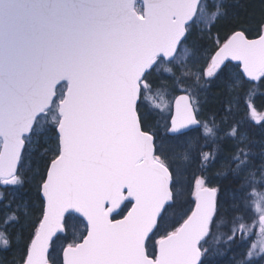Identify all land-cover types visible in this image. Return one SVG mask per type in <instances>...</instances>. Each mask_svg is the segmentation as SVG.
Segmentation results:
<instances>
[{
    "label": "snow or ice",
    "instance_id": "snow-or-ice-1",
    "mask_svg": "<svg viewBox=\"0 0 264 264\" xmlns=\"http://www.w3.org/2000/svg\"><path fill=\"white\" fill-rule=\"evenodd\" d=\"M226 15L217 0H0V185L23 186L31 145L48 132L56 141L54 148L45 144L39 190L46 203L21 264H208L210 233L225 223L219 189L197 178L195 208L185 210L183 173L170 142L201 124L186 81L219 79L230 73L226 61H239L234 86L245 79L264 83V20L256 38L235 31L206 67L189 66L193 34L210 33ZM168 80L186 94L170 116L171 135L162 138L144 117L171 111L164 103ZM252 95L243 97L246 115L264 127ZM221 131L236 142L227 159L237 181L264 188V164L259 179L250 171L244 125H203L213 141ZM200 159L215 162L216 156L201 153ZM245 191L242 185L232 193L240 207L247 206ZM248 195L259 213V234L241 264L264 257V191ZM7 207L0 218L5 250L19 240L9 228L27 215L20 205ZM78 226L83 234L60 245ZM254 226L234 216L227 239L237 233L247 239Z\"/></svg>",
    "mask_w": 264,
    "mask_h": 264
},
{
    "label": "trees",
    "instance_id": "trees-1",
    "mask_svg": "<svg viewBox=\"0 0 264 264\" xmlns=\"http://www.w3.org/2000/svg\"><path fill=\"white\" fill-rule=\"evenodd\" d=\"M227 7V15L221 19L211 32L197 30L190 43L196 47V55L206 53L207 58L212 55L215 49L223 43L235 31L243 30L249 38L257 36V27L264 20V0H219ZM216 42V44L214 43ZM231 65L230 63H228ZM236 69V68H235ZM237 71V69H236ZM230 72L219 79L202 78L198 83L186 81L185 86L193 85L189 90L195 94V99L200 105L201 127L190 133H193L194 144L190 151L192 157L191 175L205 178L208 187L219 189L217 201L220 207L222 217L225 221L219 228H214L210 233L209 252L206 255L208 264H241L245 254L252 244L257 240L259 234V221L255 218V213L251 207V199L248 195L253 189L264 191L259 185H244L243 180L239 182L231 170V165L227 157L231 155L235 141L229 140L224 136L223 131L217 139L206 138L203 135V125H212L213 120L218 128L227 130L229 126L241 122L247 130L249 145L252 152V165L250 171L256 172V179H259V168L264 164V127L252 121L248 116L243 97L249 92L252 95V104L257 113L264 111V83L261 81L248 82L241 81L239 85L234 86V77ZM155 78V76H154ZM264 79V78H262ZM167 83L170 85L168 94L165 96L164 103L169 107L172 98L179 93H185L180 89L171 86V80ZM240 98L237 104L236 98ZM231 102V103H230ZM231 108V112L228 109ZM170 111L165 108L163 113L145 111V119L159 137H166V129ZM264 123V122H262ZM189 134V133H188ZM55 137V133L48 132L46 135L39 137V143H33L29 154L24 161V173L27 177L26 182L21 187H5L0 185V218L7 212V205L11 204L13 208L17 205L27 209V215L20 216V222L9 228L13 235H19V240L14 242L10 249L0 247V264H21V258L24 250L33 233L34 226L41 217L43 203L39 195V185L41 177L44 176L47 167V158L49 153L45 149L55 147V141L47 143L48 136ZM183 137L179 136L178 138ZM187 152V149H183ZM201 153H210L216 156L215 162H202ZM246 175V174H245ZM245 188L247 206L240 207L239 201H233V190H238L241 186ZM185 206L192 204L193 200L183 197ZM242 216L246 226H255L252 232L247 235V239H242L240 233L234 240L229 241L227 237L231 235V227L234 216ZM179 218L177 217V220ZM181 222V220H179ZM179 222L176 227H179ZM67 239H62L59 244L66 245ZM251 264H264V257L254 259Z\"/></svg>",
    "mask_w": 264,
    "mask_h": 264
},
{
    "label": "rangeland",
    "instance_id": "rangeland-1",
    "mask_svg": "<svg viewBox=\"0 0 264 264\" xmlns=\"http://www.w3.org/2000/svg\"><path fill=\"white\" fill-rule=\"evenodd\" d=\"M217 2H220V1L217 0ZM200 32H202V31H200ZM214 43L216 44V42H214ZM210 57L211 56H209L207 58L205 52H203L202 54L195 55V63H190L189 66L191 67L192 71H196L200 68H204V67H206V64L208 62H210ZM235 65L236 64L230 65V72H232V73L236 72ZM233 79H235V77ZM257 114L258 115H264V111L257 113ZM198 118H200L199 115H198ZM194 136L195 135L193 133H189V134L183 135V137H180L178 139H174L170 142V147L173 149L174 154L177 156L178 166L180 167V169L183 173V175H182V183H183V190H184V196L183 197H185V198L190 197L192 200H193V194L195 191V180L197 178H199L198 176H192L191 175V167H192L193 162H192V157H191L190 151H191L192 146L194 144ZM52 141L53 142L55 141V137L52 136L50 138L48 136L46 139V142L49 144ZM55 144H56V141H55ZM183 149H187V152L190 156V159L187 162H184V161L179 159V157H181L185 153V151H183ZM187 209H192V204L185 206V210H187ZM252 210H253V208H252ZM253 212L255 213L256 220L259 221V213L256 212L255 210H253ZM178 218H179L178 221L181 220V222H182V219L180 217H178ZM82 234H83V227L82 226L76 227L72 232L67 234L68 243H71L73 241L74 237L76 239H78ZM256 251H259V244L257 245ZM0 263H4L2 261V259L0 260Z\"/></svg>",
    "mask_w": 264,
    "mask_h": 264
},
{
    "label": "water",
    "instance_id": "water-1",
    "mask_svg": "<svg viewBox=\"0 0 264 264\" xmlns=\"http://www.w3.org/2000/svg\"><path fill=\"white\" fill-rule=\"evenodd\" d=\"M232 35V34H231ZM230 35V36H231ZM230 36L228 37V38H230ZM227 38V39H228ZM256 38V37H255ZM224 42H226V41H224ZM223 42V43H224ZM223 43L219 46V47H222L223 46ZM219 47L215 50V51H217L218 49H219ZM215 53V52H214ZM214 53H213V55H214ZM228 62H231V63H234V64H240V62L239 61H226V63H228ZM242 70V69H241ZM246 81H249V80H247V79H245ZM249 82H251V81H249ZM186 93H180V94H177L173 99H172V102H171V114H170V116H172V115H174V113H175V103H176V100H178L179 99V97L181 96V95H185ZM170 123V117H169V120H168V124ZM198 128H200V125H192V126H189V128L188 129H186V130H184L186 133H188V132H190V131H193V130H196V129H198ZM166 134H167V136H169V135H171L169 132H168V127H167V130H166ZM39 195H40V198H41V200H42V202H43V209H44V207H45V203H46V201H45V198L43 197V195H42V192L41 191H39ZM195 208V195H194V203H193V208L192 209H194ZM126 214V213H125ZM77 215H79V214H77ZM122 218V217H121Z\"/></svg>",
    "mask_w": 264,
    "mask_h": 264
}]
</instances>
